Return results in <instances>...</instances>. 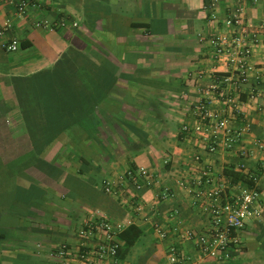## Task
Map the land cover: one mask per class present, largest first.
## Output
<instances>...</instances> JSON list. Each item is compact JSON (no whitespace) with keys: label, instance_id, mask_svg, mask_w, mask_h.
<instances>
[{"label":"crops","instance_id":"0c3cea01","mask_svg":"<svg viewBox=\"0 0 264 264\" xmlns=\"http://www.w3.org/2000/svg\"><path fill=\"white\" fill-rule=\"evenodd\" d=\"M22 1L0 0V25L10 24L7 38L26 43L15 52L0 49V264H83L87 257L92 264L100 238L85 237L83 229L97 219L143 231L119 264H167L172 246L195 264L211 262L184 238L208 223L179 185L185 164L198 154L215 174L234 182L247 177L239 171L245 164L259 176L264 198V149L255 144L264 143V48L254 49L243 86L244 117L230 121L234 128L250 125L237 149L208 153L182 130L194 123V106L213 74L228 71L216 61L209 39L228 33L225 20L240 0H26L23 11ZM242 2L244 24L264 34V0ZM55 70L66 74L60 81L70 98L89 101L81 108L89 121L67 127L41 155L64 172L60 182L30 168L29 156L11 154L13 135L3 140L23 129L18 87ZM71 108L79 111L76 101ZM239 149L249 155L240 156ZM12 162L21 163L20 169ZM138 166L156 170L173 198L138 213L104 192L106 178ZM31 176L43 190H31ZM77 181L84 185L78 188ZM134 195L147 203L153 191ZM43 212L53 218L45 220ZM156 222L167 229L166 238L155 232ZM237 238L225 260L213 264H264V217L248 221Z\"/></svg>","mask_w":264,"mask_h":264},{"label":"built area","instance_id":"2783aa9c","mask_svg":"<svg viewBox=\"0 0 264 264\" xmlns=\"http://www.w3.org/2000/svg\"><path fill=\"white\" fill-rule=\"evenodd\" d=\"M242 1L246 0L231 6L225 20L228 33L209 39L216 61L226 65L228 71H216L213 74L212 82L203 91V99L194 106V123H186L182 128L186 137L196 136L198 143L211 154L221 148L236 150L242 138L250 131L248 123L234 128L230 121L244 117L242 106L245 102L241 94L253 69L254 49L264 48V34L244 24L245 6ZM27 5V1L23 0L19 9L23 11ZM74 25L77 26L76 23ZM9 28L8 23L0 25V49L15 52L20 49L21 42L16 38H7ZM255 144L264 149L261 140H256ZM239 154L247 157L249 152L239 149ZM239 168L248 180L234 182L232 177L223 173L215 174L210 165L195 154L180 171L179 185L192 196L193 204L201 207L208 222L202 231H187L184 238L195 241L203 258L212 259L208 264L225 260L231 246L238 243L237 232L244 229L248 221L264 217V198L258 187L259 176L249 172L245 164ZM102 184L106 194L119 197L138 213L152 210L174 196L172 187L164 185L159 173L146 166L131 167L114 178H106ZM143 188L153 191L150 202L145 203L134 195ZM124 228V225L107 219H97L86 224L83 235L89 238L96 234L100 238L94 249L97 259L92 264H103L105 260L119 264L118 251L123 245L119 234ZM154 230L160 238L167 237V229L162 224L154 223ZM60 255H64V252ZM83 264H89V257L83 260ZM167 264L195 263L179 248L172 246L167 255Z\"/></svg>","mask_w":264,"mask_h":264},{"label":"trees","instance_id":"16d2710c","mask_svg":"<svg viewBox=\"0 0 264 264\" xmlns=\"http://www.w3.org/2000/svg\"><path fill=\"white\" fill-rule=\"evenodd\" d=\"M22 46H26V43H22ZM79 73L78 76L80 75ZM65 76V73L55 70V73L52 75L48 74L47 77L38 74L37 81L34 83L20 85L16 97L22 117L23 129L22 131H14L13 134H7L3 137V140H5V137L9 140L13 135L12 153L10 147L8 148L9 152L14 154V156L22 154L29 156L28 165L30 168L44 172L57 182H60V177L63 176L64 172L46 163L41 158V155L61 134L67 131V127L76 123L84 124L89 121V113H81L82 106L86 105V99L81 97L70 98V93L66 92L65 88L62 87L64 82L60 80ZM44 80L50 81L46 83ZM54 80L61 83L59 84ZM83 92V89L78 88V94H82ZM70 101H72L71 104ZM75 101L77 102V106H79V111H76L74 108L69 109ZM87 105H89V101ZM23 165L26 166V163H23ZM11 166L15 169H20L21 163L12 162ZM235 178L237 180H248L247 177L243 176ZM30 181L34 183L31 190H43L32 176L30 177ZM77 183L79 184L75 183L77 187L84 185L79 181ZM142 233L143 231L134 224L122 230L119 234V238L123 242L122 247L118 251L119 259L129 252Z\"/></svg>","mask_w":264,"mask_h":264},{"label":"rangeland","instance_id":"374dc122","mask_svg":"<svg viewBox=\"0 0 264 264\" xmlns=\"http://www.w3.org/2000/svg\"><path fill=\"white\" fill-rule=\"evenodd\" d=\"M2 183H1V180H0V190H2ZM64 207H66V206H64ZM44 213V212H43ZM51 213H53V212H51ZM50 212H45L44 214H45V216H44V219L45 220H48V219H51V218H53V215L51 214ZM67 217H68V219H72L73 221H75V215H74V213H70V211H68L67 213ZM84 225V224H83ZM75 231H77L76 230V228H75ZM78 246V245H77Z\"/></svg>","mask_w":264,"mask_h":264}]
</instances>
